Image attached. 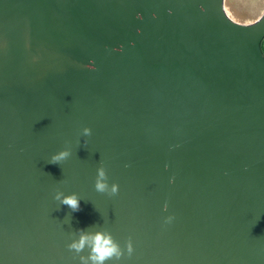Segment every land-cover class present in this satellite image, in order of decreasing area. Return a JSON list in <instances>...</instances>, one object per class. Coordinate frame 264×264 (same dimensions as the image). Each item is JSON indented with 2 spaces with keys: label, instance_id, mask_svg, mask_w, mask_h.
<instances>
[{
  "label": "water",
  "instance_id": "95a60500",
  "mask_svg": "<svg viewBox=\"0 0 264 264\" xmlns=\"http://www.w3.org/2000/svg\"><path fill=\"white\" fill-rule=\"evenodd\" d=\"M263 42L264 0H0V264H81L80 229L264 264Z\"/></svg>",
  "mask_w": 264,
  "mask_h": 264
},
{
  "label": "clouds",
  "instance_id": "9594fccd",
  "mask_svg": "<svg viewBox=\"0 0 264 264\" xmlns=\"http://www.w3.org/2000/svg\"><path fill=\"white\" fill-rule=\"evenodd\" d=\"M83 132L84 135H90L91 129L85 128ZM69 155L70 152L67 150L57 152L52 155L50 163L58 164L67 159ZM94 187L97 192L107 193L109 195H115L119 191L117 184L112 183L109 185L107 173L103 166L97 169ZM55 198L72 211H78L80 208V200L76 194L64 195L61 192H57ZM172 220L173 217H168L165 222L171 223ZM79 232V237L73 239L68 244V248L74 250L76 253H80L86 248L88 249L87 256H80L81 264H107L109 261L112 264H118L124 255V251L112 237L111 233L101 231L87 232L83 229H80ZM132 252L133 246L131 241H129L127 244V253L131 255Z\"/></svg>",
  "mask_w": 264,
  "mask_h": 264
},
{
  "label": "trees",
  "instance_id": "16d2710c",
  "mask_svg": "<svg viewBox=\"0 0 264 264\" xmlns=\"http://www.w3.org/2000/svg\"><path fill=\"white\" fill-rule=\"evenodd\" d=\"M264 43V42H263ZM262 49H263V52H264V46L262 45Z\"/></svg>",
  "mask_w": 264,
  "mask_h": 264
},
{
  "label": "rangeland",
  "instance_id": "374dc122",
  "mask_svg": "<svg viewBox=\"0 0 264 264\" xmlns=\"http://www.w3.org/2000/svg\"><path fill=\"white\" fill-rule=\"evenodd\" d=\"M263 46H264V43H263Z\"/></svg>",
  "mask_w": 264,
  "mask_h": 264
}]
</instances>
